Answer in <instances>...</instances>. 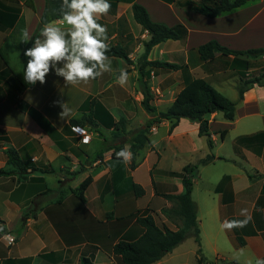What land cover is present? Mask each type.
<instances>
[{"label":"crops","instance_id":"1","mask_svg":"<svg viewBox=\"0 0 264 264\" xmlns=\"http://www.w3.org/2000/svg\"><path fill=\"white\" fill-rule=\"evenodd\" d=\"M188 1L200 0H109L111 10L98 23L107 27L109 45H120L128 52L129 63L121 57H109L111 71L87 84H65L53 71L47 75L46 83L23 86L10 67L23 74L21 53L26 43L21 42V36L24 30L33 39L39 36L45 25L39 26L46 0H0V168L8 167L6 150L9 148L18 152L24 165L13 174L0 177V264H80L81 256L90 257L93 264H98L101 253L107 255V264H117L118 256L112 247L120 239H132L142 233L137 218L144 214L145 206L158 224L156 214L159 213L164 217L161 223L168 226L169 218L162 209L174 203L163 194L180 193L184 186L180 184L174 191L175 184L170 180L175 177L171 174L174 170L165 167L151 135L161 124L169 128L175 120L165 119L151 127V144L140 151V162L135 168L112 156L115 146L124 144L129 150V133L134 129L129 126L133 120L132 106L136 107L134 100L141 104L143 98L139 68L147 60H164L181 66L178 70L145 68V80L152 84L151 104L156 112L167 110L185 82L195 77L205 78L221 93L223 87L233 89L234 119H226L222 111L207 116L213 142L210 149L219 137L224 142L233 134L234 155L216 153L212 163L202 165L228 163L225 169L208 179L207 195L203 198L214 231L211 237L205 236L213 252L223 259H230L224 254L223 247L227 245L235 251L237 248L247 250L248 258L255 263L258 259L264 260V80L262 84H249L240 100L238 91L239 85L264 72V56H258L262 62L255 66L256 57L247 54L216 53L212 59L203 61L197 51L199 45L212 39L234 50L264 47V0H248L216 17L192 10ZM135 2L146 7L153 21L169 26L184 25L187 37L164 39L154 45L145 58V42L151 35L133 22ZM49 23L64 29L71 27L63 19ZM126 69H129L128 79L121 86L117 77ZM79 95L82 101L75 106L76 113L63 116L58 123L57 110L62 104L68 108V101ZM94 98L97 125L91 126V139L83 142L69 120L87 112L86 105ZM121 117L126 119V132L116 135L118 130L113 121ZM152 117L150 113L147 120ZM185 119L188 118L177 122L172 133L168 131V141L187 134L180 131ZM189 121L192 131L198 134L199 122ZM222 130H226L224 135ZM94 132L103 140L95 151L88 146ZM242 138L252 139L244 144L239 142ZM100 151L102 155L96 158ZM143 163H148L150 183L154 187L150 194L137 174ZM79 172L84 174L77 179ZM88 176L92 180L82 202L72 189ZM133 182L143 186L144 195H134ZM194 184L195 180L192 193ZM145 195H149V199L144 206ZM195 202L203 241V219ZM244 220H247L244 227L231 230L222 227L226 221ZM6 234L15 238L13 244L7 243ZM166 256L152 264H161ZM232 259L245 264L239 258Z\"/></svg>","mask_w":264,"mask_h":264},{"label":"trees","instance_id":"2","mask_svg":"<svg viewBox=\"0 0 264 264\" xmlns=\"http://www.w3.org/2000/svg\"><path fill=\"white\" fill-rule=\"evenodd\" d=\"M248 0H200L198 2L188 1L187 4L191 6L192 10L207 16L216 17L222 13L236 9L244 5ZM62 0H46V6L40 19L39 26L42 27L55 19H63L60 11ZM133 16L137 23H139L145 30H147L151 37L145 42V51L143 56L146 58L150 49L157 43L164 39H184L188 35L187 28L182 24L169 26L162 22L153 21L149 15L148 10L142 4L135 2L132 6ZM32 46V41H29L22 48V60L24 67L27 65L28 57L24 55V51ZM110 51L107 53L109 57H121L129 63L128 52L120 45H109ZM199 57L203 61L212 59L216 53L223 55H240L247 54L250 56L258 57L264 56V47L252 48L248 50H234L229 49L217 40H209L197 48ZM2 57L5 59L3 54ZM5 63L10 67V62L5 59ZM165 68L178 70L181 66L177 63H172L164 60H147L139 68V83L141 86V92L143 98L141 104L148 112L152 113L153 117L148 119L145 124L135 131L129 138V150L132 153L131 168H135L140 161H138V155L140 151L151 144L149 137V131L151 127L160 123L161 121L175 120L171 125V130L176 126L177 122L181 118H188L190 120H196L199 122L198 135L205 136L208 141V145L211 148L213 142L210 133V123L207 116L216 111H222L223 115L228 120H233L235 117L236 102L229 99L219 90H217L212 84H210L205 78L195 77L185 82L184 86L175 96L173 103L165 111L156 112V107L151 104L153 94L145 80L146 71L145 68ZM11 70L18 76L23 86L30 84L25 83L23 74H19L12 67ZM126 69L124 71H128ZM264 80V72L260 76L248 79L243 84L238 86L239 100L243 98L244 92L251 83L262 84ZM97 100L94 98L86 105L88 107L87 112L83 113L80 118L72 117L69 120L71 125H81L87 122L90 126L97 125L95 120L98 109H96ZM113 121V120H112ZM118 130L116 135H120L122 131L126 132V119L124 117L119 118L117 121H113ZM226 130H222L221 134L224 135ZM252 138H242L240 143H247ZM107 149V148H104ZM125 149L124 144L115 146L112 152L113 158H117L116 153ZM8 156V167L0 168V177L11 175L19 169H23V162L18 152L12 148L6 150ZM102 152L96 156L100 157ZM216 156L213 153H208L206 156L198 160L197 163L186 164L181 171H172L173 176H178L184 186V190L176 194H163L166 198L172 200L174 205L169 208H163V214L168 218H179L182 221V225L177 229H172L169 226L162 224L159 225L156 222L155 217L150 213H144L137 218V222L142 227V233L132 239H120L113 247V253L118 256L121 263L124 264H152L166 254L171 252L178 244H180L187 236V232H193L194 239L198 245L197 248V263L203 264L205 257L202 255L200 228L197 220V204L192 198L193 190V178L198 171L199 165H206L212 163ZM223 158V157H219ZM10 165V166H9ZM10 167V168H9ZM91 177L85 178L79 186L72 189V192L85 202V191L91 183ZM133 193L136 197L144 195L145 189L138 183L132 184ZM109 213L107 216L109 217ZM27 217V214L24 215ZM234 264H243L237 260H233ZM80 264H93L90 257L81 256Z\"/></svg>","mask_w":264,"mask_h":264},{"label":"clouds","instance_id":"3","mask_svg":"<svg viewBox=\"0 0 264 264\" xmlns=\"http://www.w3.org/2000/svg\"><path fill=\"white\" fill-rule=\"evenodd\" d=\"M110 10L109 0H62L60 11L70 28L45 24L34 39L24 30L21 42L32 41V46L24 51L28 57L23 70L25 83L44 84L47 75L54 71L55 75L63 78L65 84L77 86L111 71V60L107 55L110 51L107 27L98 23ZM127 79V72L122 70L117 77L118 83L123 86ZM61 106L63 111L60 117H63L67 109L63 104ZM116 156L123 157L125 164L131 163L132 153L128 149H122ZM246 224L247 220L226 221L222 227L231 230ZM256 264H264V260L258 259Z\"/></svg>","mask_w":264,"mask_h":264},{"label":"rangeland","instance_id":"4","mask_svg":"<svg viewBox=\"0 0 264 264\" xmlns=\"http://www.w3.org/2000/svg\"><path fill=\"white\" fill-rule=\"evenodd\" d=\"M133 22L136 26H141L140 24L136 23V21ZM127 62V61H126ZM255 66L258 65L260 62H262L261 58L256 57L255 60ZM128 63V62H127ZM260 65V64H259ZM263 65V63H262ZM261 71V70H260ZM257 72V71H255ZM254 73V72H252ZM261 74V72H260ZM148 85L151 87V83H149L148 80H146ZM139 87L141 89L140 83H139ZM222 91V93L227 96L229 99H232V88L231 86H226L220 89ZM81 95H79V97L76 98L73 97L71 100H69L68 102H70V105L68 106L67 109V114L66 115H74L76 113V105L77 103L82 101V97H80ZM134 100V99H133ZM135 105L136 107L133 105L132 106V121H130L129 126L134 128L130 131V136L137 131L140 126L142 125V123H144L148 116L150 115V112H148L146 109H144V107L141 108V104H139V101H135ZM63 111V108L60 107L59 110H57L56 112V116L59 119L58 123H61V121L63 120L62 117H60V113ZM78 114V112H77ZM189 119H185L182 123H181V129L180 131H186L187 134L182 135L178 138H176L175 140L172 141H168L166 139V135L168 134V131L170 133H172L171 126L165 125V124H161L160 126H158V130L154 131L151 135V140L152 143H157V147L156 149L159 151V153L162 155V159L164 161L165 167L169 170H174V171H181L182 168L188 164V163H197L199 159H201V157L204 156L205 153L209 152V153H221V155H234L233 154V148H232V142H231V138L233 136L229 135L227 136V140L224 142H221V138L219 137V139L216 142V145L214 146L213 149H210L209 145H208V141L206 137H201L199 136L197 133L192 131V126L189 123ZM82 125H84V127L88 130V132H91L93 130V128L87 123L84 122L82 123ZM151 132V130L149 131V133ZM75 133V132H74ZM104 134L106 137L109 138V140L111 139L107 134V131H104ZM103 144V140L102 137L95 133L93 134V140L91 141V143L88 144L89 148L92 149L93 151H95V149L99 148L101 145ZM147 164L148 163H143L141 165V168L139 169V171L137 172L139 179L142 181H140L142 184H144V186L146 185L147 189H148V193L150 194V192L154 189V187L151 185L150 183V174L149 171L147 169ZM228 165V163H225L224 161H220L219 163H217L216 165H210L209 167L207 166H202L199 165V172L196 176H194L193 178V182L194 180L196 181V184H194V191L192 193V198L197 201L198 205H199V215L201 216V218L203 219V227H204V238L203 241L201 239V249H202V254L205 257V261L203 264H234L233 263V259L232 258H239L240 261L244 262L245 264H256L254 262V260H250L248 258V251L245 249H239L237 248V250H232L231 248H229V246H224V254L226 255V257L230 258V259H223L222 255L221 256H217L212 248L211 245L208 244L207 241V237L205 236L207 234L208 237H211V231H214L213 229V225L211 226V223L209 222V218L208 213H207V203L204 200L203 196H206V192L205 189L208 185V179L213 178L215 175H217L219 173V171L223 170L226 168V166ZM84 174V172H79L77 174V179L82 176ZM52 178V177H51ZM170 180L173 181V183L175 184L174 186V191H176V189L180 186V184H182L180 178L178 176L175 177H170ZM48 184H51V181L49 179ZM183 185V184H182ZM149 199V195H145L144 198L142 199V204L145 206V204L147 203V200ZM207 199V198H206ZM174 203V202H173ZM206 203V204H204ZM143 206V207H144ZM143 211H145L144 213H150V209H146V206L144 207ZM163 213V212H162ZM156 218L159 222V225H162L164 223H161V221L163 220V216L161 214L158 213V215L156 214ZM168 226L172 229H177L182 225V221L179 218H169L168 221H166ZM209 223V224H208ZM200 228V227H199ZM202 237V234L200 235V238ZM211 241L213 242V239H211ZM197 248L198 245L194 239V235L193 232L188 231L187 232V236L186 238L180 243L178 244V246H176L171 252H169L166 256V258L164 259V261L161 264H196L197 263ZM104 249V248H103ZM105 251V249H104ZM102 258H100L98 260V264H107L108 262V257L107 255L105 256L103 253H101ZM111 263V262H110ZM116 263L117 264H124L121 263L120 259L118 257H116Z\"/></svg>","mask_w":264,"mask_h":264},{"label":"built area","instance_id":"5","mask_svg":"<svg viewBox=\"0 0 264 264\" xmlns=\"http://www.w3.org/2000/svg\"><path fill=\"white\" fill-rule=\"evenodd\" d=\"M73 131L83 142H88L91 139L90 132L83 125H74ZM5 239L8 244H13L15 241V238L10 234H6Z\"/></svg>","mask_w":264,"mask_h":264}]
</instances>
